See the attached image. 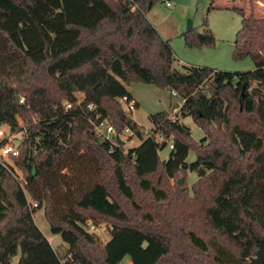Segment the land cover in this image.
Here are the masks:
<instances>
[{"label": "trees", "instance_id": "obj_1", "mask_svg": "<svg viewBox=\"0 0 264 264\" xmlns=\"http://www.w3.org/2000/svg\"><path fill=\"white\" fill-rule=\"evenodd\" d=\"M158 1L0 0V127L16 131L23 112L40 117L27 130L19 156L9 158L29 172L25 189L15 181L12 167L0 164V264H12L17 257V264H122L127 257L132 264H162L173 240L122 225L127 215L106 182L111 173L116 191L134 203L128 165L143 189L160 199L166 195L146 178L159 172L169 179L181 171L198 174L199 184L191 190L207 202L203 212L217 238L207 242L180 229L186 238L184 255L198 251L210 257V264H251L256 256L264 239V20L255 16L252 4L249 15L236 8L242 28L234 57L251 56L254 71L181 69L169 42L147 18ZM191 32L184 34L189 47L214 45L207 27L204 34ZM135 82L181 95L179 117L151 115L153 129L146 134L120 105L123 98L134 101L127 87ZM22 96L24 104L19 103ZM235 114L246 124L236 122ZM179 118H192L204 130L215 144L211 153L199 148ZM106 119L123 146L98 137L96 126ZM212 125L219 130L213 133ZM126 129L132 134H125ZM125 136L139 139L140 145L127 150ZM170 140L174 148L161 161L159 152ZM75 147L79 162L89 158L97 166L98 180L81 189L72 208L58 215L45 176L61 167L70 173L78 170L73 167L78 161L71 158ZM191 150L197 159L189 164ZM36 182L38 192L32 189ZM66 187L74 193L69 178ZM26 190L36 201L34 208H45L52 234L69 246L65 258L36 225ZM88 214L112 228L101 249L98 237L83 228Z\"/></svg>", "mask_w": 264, "mask_h": 264}, {"label": "rangeland", "instance_id": "obj_2", "mask_svg": "<svg viewBox=\"0 0 264 264\" xmlns=\"http://www.w3.org/2000/svg\"><path fill=\"white\" fill-rule=\"evenodd\" d=\"M171 7H167L161 0L158 1L152 10L148 13L147 18L150 23L156 28L162 38L169 42L176 58L177 66L183 67H205L222 72L229 73H246L256 69V65L251 56L244 57L240 60L235 59V42L237 34L242 28V17L236 11V8L244 9L247 15L250 13L251 4L255 8V16L264 20V0H170ZM192 24V29L189 30V25ZM205 27L211 30L215 43L211 46L195 45L189 47L186 44L185 36L188 31H192L191 35L204 34ZM129 92L138 100L139 107L130 113L132 119L150 134L153 125L150 121V116L168 112L171 119L179 117V110L183 104V97L176 92H171L168 89H161L153 85L143 83H131L128 87ZM79 100H82L83 95H77ZM22 98H24L22 96ZM123 106L122 103H120ZM236 122L244 123L245 119H238L235 114ZM180 122L191 130V137L196 142L202 151L211 153L215 144L211 138H207L204 130L195 124L192 118L180 119ZM40 122V117L33 112H23L19 117V127L16 131H11L8 140H1L0 146L10 143L15 147H22L26 139L25 134L32 126ZM9 132L8 126H6ZM213 133L219 130V125L210 127ZM98 137L102 139L98 135ZM127 140V137H124ZM207 143L202 144V140ZM100 140V141H101ZM140 143L137 138H131L126 142V149L133 148ZM72 152L71 158L77 160L81 154L77 151ZM22 150H25L24 148ZM171 149L169 146L159 152L161 161H166L170 155ZM197 159L196 152L190 151L187 163H193ZM91 159L87 158L84 163L75 162L73 167L78 170L69 172L68 169L59 168L45 176L46 181L53 187V196L55 199V210L58 215H62L72 208L75 200L80 196V190L87 185L94 184L98 180L97 166L91 163ZM5 165L12 167L13 177L24 189L28 184L27 177L29 172L20 168L16 161L9 158L4 159ZM95 163V162H94ZM63 166L64 163H62ZM128 179L134 191V203L129 202L121 196L115 189L112 182V175L108 173L106 182L109 185V190L112 196L118 200L126 213L128 220L125 224L135 226L145 231L157 232L167 235L173 240V250L171 254L163 261L162 264H210V257L204 256L198 251H194L190 256V252L184 255L186 238L179 231L180 229L192 230L202 236L207 242H210L215 237L207 223L203 208L207 206V202L194 195L191 190L194 184H199L198 174L195 172H179L173 179L166 178L162 172L146 178L152 186L163 192L166 199H160L155 193L146 191L141 186V181L138 180L131 168L127 167ZM70 179L73 194L67 192L66 181ZM182 180V184L179 182ZM205 185L203 186L204 189ZM32 189L38 192L40 187L36 182L32 185ZM213 185L208 192L212 193ZM28 202L31 205L30 210L34 211L33 215L36 225L41 232L49 240L54 250L61 258H65L69 252V246L63 242L60 235H53L51 227L45 216V208H34V201L26 190ZM90 222H94V217L86 215ZM98 224L108 225L102 220H95ZM109 226V225H108ZM176 233L178 236H176ZM111 235L98 237V247L103 248L110 240ZM190 256V257H189ZM19 257L13 259L12 264H17ZM122 264H132L130 257H127Z\"/></svg>", "mask_w": 264, "mask_h": 264}, {"label": "built area", "instance_id": "obj_3", "mask_svg": "<svg viewBox=\"0 0 264 264\" xmlns=\"http://www.w3.org/2000/svg\"><path fill=\"white\" fill-rule=\"evenodd\" d=\"M163 3L166 4L167 7H171V2L170 0H161ZM136 9L135 6L132 7V10L134 11ZM177 94V93H174ZM25 100L24 98L19 99L20 104H24ZM120 103L123 104V107L127 113H133L136 110V104L134 101L128 100V98H123L120 100ZM67 107H70V105H66ZM90 110H94L93 106H90ZM7 127H0V141L1 140H8L10 136L11 129L8 127L9 132H7ZM96 132L97 135L102 137L103 140H108L110 142L115 141V145L119 144L117 143V137L121 136L117 135L115 128L109 123V121L106 119L102 121L99 125L96 126ZM125 134H132L129 129L125 130ZM157 138L159 140H163L164 136L159 133L156 134ZM152 136V135H151ZM169 148L173 149V141L170 140L169 142ZM19 149L18 147H15L14 145L10 144L9 142L2 146H0V164L4 165V159L7 158H13V157H18L19 156ZM37 207V205H35ZM83 228L88 232L89 234L96 236V237H103L105 235H110L112 228L110 226L98 224L96 222H90L89 220L85 223Z\"/></svg>", "mask_w": 264, "mask_h": 264}, {"label": "water", "instance_id": "obj_4", "mask_svg": "<svg viewBox=\"0 0 264 264\" xmlns=\"http://www.w3.org/2000/svg\"><path fill=\"white\" fill-rule=\"evenodd\" d=\"M192 29V24L189 25V30ZM18 100V98H17ZM117 143L119 146H123L124 142L120 139V137H117ZM35 169L33 170V176H35ZM179 184H182V180L179 182ZM251 264H264V239L261 240L260 248L256 253V256L251 260Z\"/></svg>", "mask_w": 264, "mask_h": 264}, {"label": "crops", "instance_id": "obj_5", "mask_svg": "<svg viewBox=\"0 0 264 264\" xmlns=\"http://www.w3.org/2000/svg\"><path fill=\"white\" fill-rule=\"evenodd\" d=\"M132 95V94H131ZM133 96V95H132ZM133 98H134V101L135 102H137L138 103V105H139V102H138V100L133 96ZM140 145V143L137 145V146H139ZM136 147V146H135ZM51 242V241H50Z\"/></svg>", "mask_w": 264, "mask_h": 264}]
</instances>
